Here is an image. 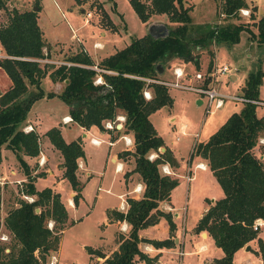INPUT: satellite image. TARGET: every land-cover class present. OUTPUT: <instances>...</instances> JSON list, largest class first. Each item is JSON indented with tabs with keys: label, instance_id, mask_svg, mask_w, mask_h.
I'll return each instance as SVG.
<instances>
[{
	"label": "trees",
	"instance_id": "16d2710c",
	"mask_svg": "<svg viewBox=\"0 0 264 264\" xmlns=\"http://www.w3.org/2000/svg\"><path fill=\"white\" fill-rule=\"evenodd\" d=\"M74 1L81 3L85 0ZM128 1L142 22L147 21L151 14L163 13L173 24L165 25L167 32L164 35L154 36L147 31L131 37L124 46L101 57L95 65L111 71L101 72L102 83H93L96 71L91 67L90 56L82 50L65 55L63 61L55 66L43 60L48 58L49 44L37 23L35 10L11 8L7 21L0 24V46L8 55L0 58V67L10 79V84L0 92V147L15 152L26 177L19 192L33 197L31 201L16 197V203L10 205L2 217L1 224L11 242L0 244V264H42L46 256L57 248L59 233L73 222L68 219L67 209L58 192L49 186L35 188L33 181L36 175L30 173L21 156V153L29 156L38 154L37 132L33 128L24 131L18 125L26 117L31 104L43 96L56 95L66 105L70 118L85 128L95 126L99 130L131 133L133 149L130 153L134 158L131 170L138 173L143 187L139 197L125 198L124 210H107L109 218L124 220L128 228L126 232L118 233L116 248L103 258L101 264H135L136 258L143 260V264H157L155 256H148L140 250L139 242L157 246L173 244L170 237L156 240L138 236V229L156 222L159 215L167 220L170 231L174 228L171 213L158 210L157 206L160 201L169 199L170 190L178 183L175 176L162 173L159 166L167 163L175 167L177 161L148 118L150 112L161 105H170L172 97L167 86L150 83L151 96L144 98V81L130 75L158 77L159 67L173 57L192 62L197 70L198 55L193 51L196 47L206 46L212 38L216 43L230 46L238 42L243 29L248 30L258 45H264V13L252 20L254 31L241 22L214 23L192 36L191 6L184 0ZM5 4L6 0H0V8H6ZM95 5L112 27L100 2H95ZM240 7H249V17L254 18L253 11L257 7L248 5L245 0H223L221 11L225 16L237 17ZM49 65L50 70L47 69ZM210 65L211 59L207 69ZM45 75L53 81H62L61 90L44 92L40 82ZM263 76L264 68L249 71L239 95L259 100L258 87ZM242 102L238 111L229 113L206 140L195 142L192 150L205 160L223 191L221 197L209 201L193 226L195 232L206 230L222 250V255L214 258L211 264H231L233 252L256 237V230L252 228L254 218L264 217V161L254 152L259 138H264V112L257 113L259 104ZM120 114L123 116L120 127L103 126L104 121L112 122ZM44 134L61 154V175L74 191L72 203L76 205L81 196L77 162L84 157L80 138L65 141L57 126L47 128ZM160 147L163 150L160 151ZM149 152L156 155L149 159ZM126 153L119 152L118 156L124 157ZM1 191L0 185V204ZM257 246V252L264 261V242L260 238H257ZM85 249L104 256L89 246Z\"/></svg>",
	"mask_w": 264,
	"mask_h": 264
},
{
	"label": "rangeland",
	"instance_id": "374dc122",
	"mask_svg": "<svg viewBox=\"0 0 264 264\" xmlns=\"http://www.w3.org/2000/svg\"><path fill=\"white\" fill-rule=\"evenodd\" d=\"M186 1L192 3L190 5L192 24L190 34L192 36H196L200 29L204 30L207 25L214 23L241 22L253 31L255 30L251 22L258 18L259 14L256 10L253 11V19L247 14H241L240 11H238L239 16L237 17L225 16L219 14L223 0ZM251 1L257 3L259 8L264 11V0ZM95 2H100L101 8L107 13L108 19L115 29L108 25L106 17L96 7ZM5 6L6 8H0V24L7 21V15L11 8L25 10L32 9L35 6L37 23L49 44L48 58L43 60L54 66L63 61L65 55L78 50L86 52L94 65L100 60L102 54L105 55L121 48L133 36L146 33L150 23H162L172 26L166 15L159 13L151 14L144 24L136 16L128 0H85L81 3H76L74 0H6ZM196 25L199 27H196ZM95 42L99 47H96ZM43 50L45 51V48ZM193 51L198 55L199 69L195 70L190 61L185 62L173 57L162 63L163 67L161 66L158 77L176 80L172 72L173 66L181 67L182 71L191 77L195 71L200 73L211 72L215 64L226 63L229 69L223 74H216L213 77V85L221 93L240 94L245 75L258 67L264 68V45H258L256 40L249 35L248 30L245 29L239 33L238 42L230 46L225 45L223 42L216 43L212 38L206 46L196 47ZM209 59H211V65L207 69ZM50 68L49 65L47 69L50 70ZM232 73L235 75L234 78L230 77ZM7 81H9V78L3 68L0 67V90L6 87ZM57 82L54 83L48 75H45L41 78L40 85L44 92L51 91L55 93L61 90L63 86L62 81L57 80ZM190 82L195 81L191 79ZM168 92L172 97L171 104L161 105L150 112L148 117L157 133L161 135L164 144L172 149L180 163L179 173L183 174V171L188 168L191 170V174L193 171L195 174L196 167L194 165L199 156L192 152L194 143L206 139L229 113L238 111L243 102L225 97L220 105L213 106L215 100L213 98L212 103L206 109V97L203 94L174 86H168ZM258 97L264 99V76L258 87ZM197 99H200L201 102H197ZM59 103L63 104L56 95L43 96V98H38L31 104L27 114L39 113L38 127L40 130L46 129L51 125L48 119L50 115L55 114L56 121H60ZM259 106L264 108L262 104H259ZM22 121L18 125L21 129L25 126ZM121 121L120 118H114L113 120L117 124H120ZM70 128L72 132L74 130L79 132L77 125L74 123L70 125ZM91 128L98 136L104 138V135L99 133L95 126ZM130 140L131 143L125 146H133L132 137ZM122 141L124 142L123 138L116 145L110 146L107 154L106 140L99 145H93L88 136L84 138L83 149L86 155V168L91 172V175L87 177L88 175L85 174L84 176L83 181H86L82 186L78 203L74 206H68L71 218L74 217L75 219L60 235L59 255L54 256L55 261L57 260L55 264H84L88 259V254L84 248L86 245L96 247L111 241L115 225L106 221L105 210L108 207L119 205L118 187L120 184L124 186V183L122 174L113 170L114 162L110 161L109 156L122 144ZM0 148V155L3 156L2 165L0 163V185L2 184L0 236H6L5 239L0 238V244L7 245L11 241L10 236L6 234V229L1 224L2 215L4 210L12 205L11 201L14 198L21 197L19 188L25 180V175L15 152L4 146ZM254 152L261 160H264L263 137L258 140ZM42 158L39 157L37 160L28 158L29 163H27V166L28 169L31 167L30 172L35 175L45 173L37 167L38 162L42 163ZM1 160L2 158L0 162ZM159 168L161 170L160 166ZM34 169L35 171H33ZM169 171V175L173 176L174 172L170 167ZM179 176L183 177V175ZM54 183L52 177L41 178L37 181L36 187L53 185L61 200L66 204L68 198L72 199L69 182L64 178ZM136 185L133 186V189ZM188 185L187 187L184 179L181 178L179 183L170 191L172 209L178 214L173 218L177 224L178 236H181L183 240V245L181 247L177 246V250L180 248L181 254L184 253L180 257L183 260H191L193 256H196L186 251H192L197 241H203L207 244V253H213L214 243L212 238L210 236L207 239L201 238L192 230V227L199 213H201L202 207L209 204L210 198H218L223 194L220 185L209 169L198 171L196 178L191 180ZM140 192L141 188L136 190V193ZM76 217L80 218L76 220ZM166 227L165 223H161L157 227L149 228L146 233L163 236ZM4 250L6 251L7 247ZM51 255H47L42 264H49V259H52ZM177 259L178 257L175 255L174 261L176 264H178ZM247 264H264V261L252 250H248Z\"/></svg>",
	"mask_w": 264,
	"mask_h": 264
},
{
	"label": "crops",
	"instance_id": "0c3cea01",
	"mask_svg": "<svg viewBox=\"0 0 264 264\" xmlns=\"http://www.w3.org/2000/svg\"><path fill=\"white\" fill-rule=\"evenodd\" d=\"M245 1L248 3V5H255L257 7L256 12L259 14L258 16H260L261 14L264 13V11L261 8H259L257 3H254L251 0H248V1L245 0ZM184 3L185 4H189V5L192 4V3L187 2L186 0H184ZM248 9H249V7H248ZM190 11H191V9L189 10V14H190ZM159 14H163V13H159ZM163 15H165V14H163ZM84 20L86 21V18ZM94 41H96V40H94ZM95 45H96V47H99V45L96 44V42H95ZM112 52L113 51L109 52L108 54H110ZM108 54H105V55H108ZM105 55L102 54L101 57H103ZM230 77L234 78L235 75L232 73V74H230ZM54 83H58V82L54 81ZM9 84H10V79H9V81L6 82L5 86L7 87ZM4 89H1L0 92L3 91ZM41 98H43V97H41ZM259 100L264 102V99H262V98H259ZM197 102H201V100L197 99ZM262 105H264V104H262ZM59 106H60V111H61V113H60V121H56V115L55 114L50 115L48 117V119L50 121V124H51L49 127L57 126L59 128L60 133H61V135H62V137H63V139L65 141H69L71 139H75V138L79 137L80 138L81 147L83 149L84 138L87 137V136L89 137V140H90V138H94V139L98 140V143H96V144L91 142V144H93V145H99L100 143H102V142H104L106 140V144H107V148H108L107 154H108L110 146H113L114 144L116 145V143L118 141L122 140V137H121L122 132L118 133L114 129L99 130L97 128L99 133L104 135V138H103L101 136H98L97 133L92 130V128H91L92 126H90L88 128H85V127L75 123L71 118H70V120H67V121L63 120L62 119L63 116H68V117H70V116H69V114L67 112L66 105H63V104L59 103ZM263 109H264L263 106H258L257 107V113L261 114L262 112H264ZM39 121H40V114L37 113V112H35L33 115L32 114L31 115L27 114V116L22 121V123H24L25 125H30L31 128H33V130H35L37 132V134H38V144H39L38 154L33 155V156L22 154V158L25 160L26 163H29L28 162V158L29 159H33V160L34 159L37 160V158L43 157L42 158V163L38 162L37 167H38L39 170H41V171L43 170L45 173L44 174L40 173V175H36L35 176V179H34L33 183H34V186H35L36 189H40V188L36 187V183L41 178L45 179V178L52 177V178H54V182L55 183L58 182L59 180L64 179L62 177V175H61L62 174V169H63L62 166L60 165L61 161H62L61 154L58 151V149H56L50 143V141L48 140L47 136L44 134V132H45V130L47 128L46 129H42V130L39 129V127H38ZM72 122L77 125V128H78L79 132H77V130H74L73 132L71 131L70 125L71 124L73 125ZM65 132H66V135H65ZM126 136H128L130 138L132 137L130 132H127ZM206 139H204V140H206ZM204 140H202V141H204ZM132 149L133 148L130 147V146H125V143L122 141V144L118 148H116V150L114 152H112L110 154V156H109L110 161L114 162L113 170L116 173H121L122 174L124 186H122L120 184L119 187H118L119 191L117 192V196H119V198H120L119 202H118L119 205L118 206H114V207H108V208H106L105 212H107V210L111 209V208L124 210L125 207H126L125 198L127 196L139 197L140 194H141V192L140 193H136V190L133 189V186L135 184H137V185H140V188H141V191H142L143 184H142V182H141V180L139 178L138 173L133 171V170H131L133 168V166H134V158H133V155L130 153ZM169 149L172 151L171 148H169ZM0 150H1V148H0ZM159 150L161 151V148H159ZM122 151H126L128 153L124 154V157H119L118 153L122 152ZM83 152H84V149H83ZM172 153H173V151H172ZM173 155H174V153H173ZM174 157H175V159L177 161V165L175 167H171L170 165H168V167H170L171 170L174 172L173 176H175L177 178L178 183H179V180L182 178V179H184L185 183L187 184V187L189 186L188 185L189 182L196 178L198 171H202V169H209L208 165L205 162V160H203L199 156V158L196 160V163L194 165L196 167L195 168L196 169V173L195 174H194V171L191 174V170L188 169V168H187V170L183 171V174L179 173L180 163L178 162V160H177L175 155H174ZM1 158H2V160H1L0 163L2 165V163H3V156L2 155H1ZM77 165H79V166L76 169V175H77V178H78V180L80 182L81 189H82V186H83L84 182L86 181V180L83 181L85 174L88 175L87 177H89L91 175V172L86 168V155H85V152H84V157L78 159ZM29 169L31 170V167H29ZM33 171H35V169ZM30 173L33 174V172H30ZM179 175H183V177L179 176ZM186 175H188L190 178L186 179L185 178ZM24 179H25V176H24ZM1 186H2V184H1ZM45 186H48V185H45ZM42 187H44V186H42ZM49 187H51L52 190L56 191L55 187L53 185H51ZM81 189H80V194H81ZM71 191H72L71 194L73 195L74 191L72 189H71ZM1 195H2V191H1ZM214 199H217V198H210V201H213ZM11 202H12V204L16 203L15 198ZM1 203H2V196H1ZM64 204H65V202H64ZM72 205H73L72 199L68 198L67 199V203L65 204V207H66L67 212H68V219L70 218L74 222L75 218L73 216H72L73 218H71L70 212H69V209H68V206H72ZM207 206H208V204L204 205L202 207V211H201V213H199L198 218L205 211ZM6 209L4 210V214L2 215V217L5 215ZM157 209L161 210V211H169L171 213V219H172V221L174 223V228L172 229V231H170L169 228H168L167 220L161 215H159L157 217L156 222H154L152 224H148V225L138 229V236L141 237V238H149V239L160 240V239H163V238L170 237L173 240V244L168 245V246H166V245L157 246V245H153V244H151L149 242H146V241H140L139 242L138 246H139L140 250L142 252H144L145 254H147L148 256H155L157 264H176L175 261H174V256L175 255H177V257H178V259H177L178 260V264H211V262H212V260L214 258H218V257H220L222 255V250L220 249V247L216 246L215 244L213 246V253H207V250H208L207 244H205L203 241H197L195 243L194 249L192 251H186L189 254L196 255V256L195 257L193 256V258L191 260H183V258L180 259V257L184 253L183 254H179L178 252L180 251V248H178V250H177V246L181 247V245H183V240H182L181 236L180 237L178 236L177 224H176L175 219L173 218V217H176L178 214H177V212L175 210L173 211V209H172L171 202H170V195H169V199L168 200H163V201H160L158 203ZM79 218L80 217H76V220H78ZM198 218H197V220H198ZM106 221L115 225V230L113 232V236H112L111 241L107 242L105 244H101V245L96 246V247H92V246L86 245V246H89L92 249L99 250L102 254H104V256H100V255H98V253H95V252L89 253V252L86 251L87 254H88V259H87V261L84 264H101L102 261H103V258L105 256H107L112 250H114L116 248V246H117L116 237H117L118 233L119 232L124 233V232H126V230L128 228V225H127V223L124 220L109 218L107 216V214H106ZM196 221H195V223H196ZM161 223H165L167 225L163 236H156L154 234L146 233V231L149 228L157 227ZM195 223H194V225H195ZM262 226L264 227V224H261L256 229V237L250 239L246 244H244L243 246L237 248L234 251L231 264H247L248 263V250H252L260 258V255L257 252V249H258L257 238H260L264 242V228ZM66 227H64V229ZM64 229H62V231ZM192 230H193V227H192ZM62 231L59 233V239H60V235H61ZM195 233H197L201 238H204V239H207V237L210 236L207 233L206 230H202V231L195 232ZM58 245H59V240H58ZM58 245H57V248L52 251L54 253H51L52 255L54 254V256L55 255L56 256L59 255L58 254V251H59ZM246 246H248V249H246ZM56 261H55V263H56ZM135 264H143V260H140V259L136 258Z\"/></svg>",
	"mask_w": 264,
	"mask_h": 264
},
{
	"label": "built area",
	"instance_id": "2783aa9c",
	"mask_svg": "<svg viewBox=\"0 0 264 264\" xmlns=\"http://www.w3.org/2000/svg\"><path fill=\"white\" fill-rule=\"evenodd\" d=\"M238 11H240L241 14L249 15V9L246 7H240V8H238ZM219 14L224 15V13L222 11H220ZM7 56L8 55L3 52V50L0 46V58L7 57ZM65 63L69 64L70 62L65 61ZM91 67L96 71L94 79H93V83H102L103 82V77L101 75V72H111L110 70L97 67L95 64L92 65ZM228 69H229V67L226 63H221L219 65L215 64L211 72L205 71L203 73H200L199 71H195L193 73V75H191V77H190L189 74L182 71L181 67L173 66L172 72H173V75H174L176 80H170V79L161 78V77H150V76H137V75H130V76L144 81V87L142 89V95L146 99L150 98V96H151L150 88H149L148 84L158 83V84L165 85L167 87L168 86H174V87H178V88H186V89L192 90L194 92H197L199 94L205 95V97H206V109L212 103L213 98H215L213 106L220 105L222 103L223 98H225V97L231 98V99H236V100H241V101H250V102H253L256 104H264L263 101H260L257 99H248V98L240 96L239 94H225V93L219 92L215 88V86L213 85L214 84L213 77L218 73L219 74L225 73ZM183 79H185V80H183ZM191 79H193L195 82H193V83L190 82ZM115 118H117V119L120 118L121 120H123L122 115H116ZM62 119L67 121V120H70V117L63 116ZM113 125L116 126L117 123L113 122V121L111 122L108 120L104 121V123H103V126L106 128H111ZM119 125H121V122ZM29 129H31L30 125H25L22 128V130H24V131H27ZM121 136L124 139L125 145H129L131 143L130 137L126 136V134H122ZM90 142L96 144V143H98V140H96L94 138H90ZM155 155H156L155 152H149L147 157L149 159H151ZM160 167L162 170V171L161 170L160 171L162 173L169 174L170 171H169V167H168L167 163L160 164ZM185 178L189 179L190 177L188 175H186ZM134 189L139 190L140 185H136L134 187ZM21 197L27 201H31L33 199L32 195L25 194V193H21ZM261 224H264V217L254 218V220L252 222V228L256 230ZM48 226L49 227L51 226L50 221L48 222ZM0 238L5 239L6 236L1 235ZM178 253L181 254V251H179ZM51 258L52 259H49L48 263L49 264H55L54 255H51Z\"/></svg>",
	"mask_w": 264,
	"mask_h": 264
},
{
	"label": "water",
	"instance_id": "95a60500",
	"mask_svg": "<svg viewBox=\"0 0 264 264\" xmlns=\"http://www.w3.org/2000/svg\"><path fill=\"white\" fill-rule=\"evenodd\" d=\"M35 9V6L32 7V10ZM148 32L154 36H160L164 35L167 32L166 26L162 23H150L148 26ZM161 68L159 67L158 71L160 72ZM116 127H120L119 124L116 125ZM161 150H163V147H160ZM35 210H38L35 208ZM246 249H248V246H246Z\"/></svg>",
	"mask_w": 264,
	"mask_h": 264
}]
</instances>
